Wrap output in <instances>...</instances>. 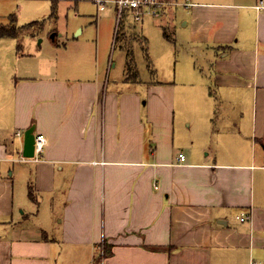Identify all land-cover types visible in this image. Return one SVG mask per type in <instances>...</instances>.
<instances>
[{
	"label": "crops",
	"instance_id": "obj_1",
	"mask_svg": "<svg viewBox=\"0 0 264 264\" xmlns=\"http://www.w3.org/2000/svg\"><path fill=\"white\" fill-rule=\"evenodd\" d=\"M85 18L52 67L0 79V264H264V0L160 16L179 91L128 54L110 83ZM31 125L46 145L22 159Z\"/></svg>",
	"mask_w": 264,
	"mask_h": 264
},
{
	"label": "rangeland",
	"instance_id": "obj_2",
	"mask_svg": "<svg viewBox=\"0 0 264 264\" xmlns=\"http://www.w3.org/2000/svg\"><path fill=\"white\" fill-rule=\"evenodd\" d=\"M114 2L115 0H106L104 8L97 10L92 0H0V24H11L13 17L12 24L18 29L16 38L7 37L0 40V68H4L5 73L4 76L0 72V79L8 76V71L10 75L16 76L23 73L35 75L41 68L52 67L55 54L58 52L56 45L71 38L73 27L82 18L89 17L93 20L89 35L99 45L101 60L109 68L107 78L110 79V83L123 75L122 67L127 54L130 55L127 59L130 64L129 76L135 74L132 69L135 63V68L139 69L141 74L152 70L154 73L151 75L155 78H165L169 79L167 81L175 82V73L173 74L175 67L178 70L189 59L184 51L185 43L180 41L179 26L177 25L175 29L172 23L168 24L159 16L149 15L138 24H134L125 13L117 20ZM169 8L182 12L184 6L170 5ZM52 34H54L53 38H51ZM123 35L125 39L122 38ZM63 55V59L66 60L68 56L65 51ZM61 58L59 56V59ZM175 83L179 91L180 82ZM1 94L2 89H0V99ZM251 99L249 100L245 94V104H240L241 113H243L242 109L246 108L245 117L246 114L249 115L251 109L253 111L252 95ZM259 110L260 104H258V112ZM245 121L247 124L250 123L248 119ZM220 122L218 126L221 129L230 126L228 122L221 127ZM21 208L25 210L24 206ZM21 208L18 210L21 211ZM254 261L255 258L252 262ZM258 261L256 260L254 264Z\"/></svg>",
	"mask_w": 264,
	"mask_h": 264
},
{
	"label": "built area",
	"instance_id": "obj_3",
	"mask_svg": "<svg viewBox=\"0 0 264 264\" xmlns=\"http://www.w3.org/2000/svg\"><path fill=\"white\" fill-rule=\"evenodd\" d=\"M96 5L97 10L104 8V2L106 0H92ZM115 10L117 20H119L123 13L132 19L134 24L141 23L143 18L149 16H162L170 5H183L184 7L190 6L189 0H115ZM17 135H20V131H17ZM46 145V137L42 133L35 134L34 140V156L41 155ZM25 157L22 156V159ZM180 160H184V156H180ZM246 215L242 214L240 219H243Z\"/></svg>",
	"mask_w": 264,
	"mask_h": 264
},
{
	"label": "water",
	"instance_id": "obj_4",
	"mask_svg": "<svg viewBox=\"0 0 264 264\" xmlns=\"http://www.w3.org/2000/svg\"><path fill=\"white\" fill-rule=\"evenodd\" d=\"M54 37V34L51 35V38ZM34 126L31 125L25 129L23 134V143H22V155L24 157H33L34 156Z\"/></svg>",
	"mask_w": 264,
	"mask_h": 264
},
{
	"label": "trees",
	"instance_id": "obj_5",
	"mask_svg": "<svg viewBox=\"0 0 264 264\" xmlns=\"http://www.w3.org/2000/svg\"><path fill=\"white\" fill-rule=\"evenodd\" d=\"M14 18H11V21L13 22ZM0 24V38L3 37H11V38H16L18 36V29L16 26L13 24ZM31 195V191H30Z\"/></svg>",
	"mask_w": 264,
	"mask_h": 264
}]
</instances>
